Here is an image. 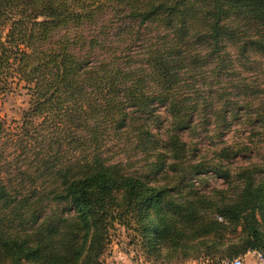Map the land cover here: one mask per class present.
Returning <instances> with one entry per match:
<instances>
[{
  "label": "trees",
  "instance_id": "obj_1",
  "mask_svg": "<svg viewBox=\"0 0 264 264\" xmlns=\"http://www.w3.org/2000/svg\"><path fill=\"white\" fill-rule=\"evenodd\" d=\"M110 16L117 39L87 33ZM14 84L30 101L0 118V264H103L120 229L153 264L264 252V0H0ZM209 172L227 186L197 187Z\"/></svg>",
  "mask_w": 264,
  "mask_h": 264
},
{
  "label": "rangeland",
  "instance_id": "obj_2",
  "mask_svg": "<svg viewBox=\"0 0 264 264\" xmlns=\"http://www.w3.org/2000/svg\"><path fill=\"white\" fill-rule=\"evenodd\" d=\"M120 23L121 21L118 23L115 16H110L108 20H101L97 25H87V33L101 34L99 31L103 30L104 32L101 36L102 39L105 41H113L118 38L116 32H118V26H120ZM142 31L147 37L151 35L150 32H152V29L148 27L143 28ZM113 44L114 43L112 42L108 47L118 49V51L122 50L121 43H118L115 46ZM97 51L99 57H105L111 52V49L100 48L98 50L97 48ZM118 51H116V54H118ZM29 101L30 96L26 93V90L17 87L16 84L11 86V88H5L4 85H0V118H7L9 121L19 119L22 116L23 111L29 107ZM161 111L163 112V110ZM234 133V129L232 131L228 130L225 133V136L227 139H233ZM197 139L200 141L199 145L203 148L209 141V138H205L204 136H199ZM101 151L104 158H108V161L111 162L122 163L125 170L133 171L140 166L139 156L141 155L136 152L128 151L127 153L124 150V144L116 139H108L101 147ZM202 177L206 182H201L196 178L195 184L197 187L205 191H212L215 188H225L227 186L222 178L217 177L212 172L205 173ZM127 243L128 238L124 229H120L114 236V242L110 253L104 258L103 264H153L139 247L134 245L129 246ZM198 254L197 257H194L195 254L186 257H171L159 264H194L192 262H195V264H221L217 257H205L201 254L198 256ZM235 258H230V260ZM242 264H264V252L260 250L248 251L246 254L242 255Z\"/></svg>",
  "mask_w": 264,
  "mask_h": 264
},
{
  "label": "built area",
  "instance_id": "obj_3",
  "mask_svg": "<svg viewBox=\"0 0 264 264\" xmlns=\"http://www.w3.org/2000/svg\"><path fill=\"white\" fill-rule=\"evenodd\" d=\"M221 264H242V256L237 257L233 260L230 259H224Z\"/></svg>",
  "mask_w": 264,
  "mask_h": 264
},
{
  "label": "crops",
  "instance_id": "obj_4",
  "mask_svg": "<svg viewBox=\"0 0 264 264\" xmlns=\"http://www.w3.org/2000/svg\"><path fill=\"white\" fill-rule=\"evenodd\" d=\"M192 263H194V264H195V262H192Z\"/></svg>",
  "mask_w": 264,
  "mask_h": 264
}]
</instances>
